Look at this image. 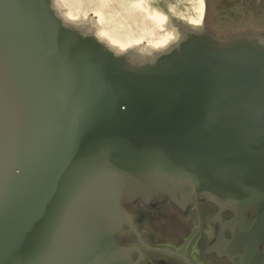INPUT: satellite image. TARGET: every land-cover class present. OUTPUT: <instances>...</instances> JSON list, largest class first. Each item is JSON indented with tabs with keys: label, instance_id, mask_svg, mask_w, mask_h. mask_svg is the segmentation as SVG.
I'll return each mask as SVG.
<instances>
[{
	"label": "water",
	"instance_id": "95a60500",
	"mask_svg": "<svg viewBox=\"0 0 264 264\" xmlns=\"http://www.w3.org/2000/svg\"><path fill=\"white\" fill-rule=\"evenodd\" d=\"M204 11L0 0V264H123L124 203L264 209V33Z\"/></svg>",
	"mask_w": 264,
	"mask_h": 264
},
{
	"label": "flooded vegetation",
	"instance_id": "af4514ba",
	"mask_svg": "<svg viewBox=\"0 0 264 264\" xmlns=\"http://www.w3.org/2000/svg\"><path fill=\"white\" fill-rule=\"evenodd\" d=\"M229 1L225 9L222 0H203L205 24L216 36L264 33V24L256 19L264 0ZM223 10L229 16H220ZM124 210L129 224L115 237L127 260L123 264H264L262 207L248 206L240 217L241 206L196 196L180 205L168 200L124 203Z\"/></svg>",
	"mask_w": 264,
	"mask_h": 264
}]
</instances>
